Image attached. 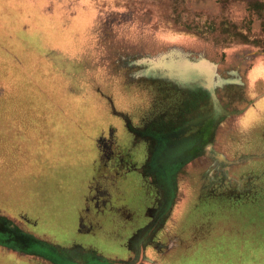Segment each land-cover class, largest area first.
Segmentation results:
<instances>
[{
    "label": "rangeland",
    "instance_id": "1",
    "mask_svg": "<svg viewBox=\"0 0 264 264\" xmlns=\"http://www.w3.org/2000/svg\"><path fill=\"white\" fill-rule=\"evenodd\" d=\"M0 264H264V0H0Z\"/></svg>",
    "mask_w": 264,
    "mask_h": 264
},
{
    "label": "flooded vegetation",
    "instance_id": "2",
    "mask_svg": "<svg viewBox=\"0 0 264 264\" xmlns=\"http://www.w3.org/2000/svg\"><path fill=\"white\" fill-rule=\"evenodd\" d=\"M219 126V124L218 125H216V128ZM204 133H203V137H204V140H203V142L205 141V138H207V135H205V134H207V133H211L212 132V130H210V128L209 129H205L204 131H203ZM201 141H202V139H201ZM149 208V207H148ZM147 215V214H146Z\"/></svg>",
    "mask_w": 264,
    "mask_h": 264
},
{
    "label": "trees",
    "instance_id": "3",
    "mask_svg": "<svg viewBox=\"0 0 264 264\" xmlns=\"http://www.w3.org/2000/svg\"><path fill=\"white\" fill-rule=\"evenodd\" d=\"M219 123H222V121H221V122H219Z\"/></svg>",
    "mask_w": 264,
    "mask_h": 264
},
{
    "label": "crops",
    "instance_id": "4",
    "mask_svg": "<svg viewBox=\"0 0 264 264\" xmlns=\"http://www.w3.org/2000/svg\"><path fill=\"white\" fill-rule=\"evenodd\" d=\"M219 127V126H218Z\"/></svg>",
    "mask_w": 264,
    "mask_h": 264
}]
</instances>
